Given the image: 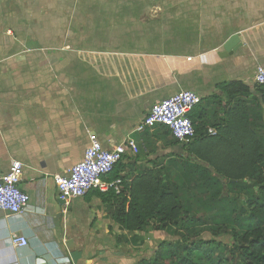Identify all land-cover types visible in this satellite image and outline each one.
Segmentation results:
<instances>
[{"label":"crops","instance_id":"crops-1","mask_svg":"<svg viewBox=\"0 0 264 264\" xmlns=\"http://www.w3.org/2000/svg\"><path fill=\"white\" fill-rule=\"evenodd\" d=\"M262 67L264 0H0V172L19 162L30 199L17 217L0 213V264L151 259L173 239L121 230L110 218L113 193L71 201L55 226L54 177L81 161L93 135L108 149L135 143L137 154L128 151L108 176L122 188L146 171L171 186L189 166L222 180L165 129L137 128L154 104L191 91L202 100L195 126L216 132L227 103L217 87L239 82L249 89L241 99L251 126L264 135L254 83ZM13 236L28 245L13 247Z\"/></svg>","mask_w":264,"mask_h":264},{"label":"trees","instance_id":"trees-1","mask_svg":"<svg viewBox=\"0 0 264 264\" xmlns=\"http://www.w3.org/2000/svg\"><path fill=\"white\" fill-rule=\"evenodd\" d=\"M217 89L227 99L223 124L210 136L195 126L194 117L190 115L196 136L183 147L195 161L208 165L222 180L210 178L208 170H199L196 166H189L185 173L206 181L202 185L205 191L212 193L220 203L228 200L222 192L243 191L248 188H238L239 184L251 183L259 194L247 197L245 208L240 212L244 217L241 226L245 230L232 233L235 244L230 249L211 240H199L201 233L186 227L195 224L187 217L188 210L179 199L178 189L172 190V185L163 183L158 173L146 171L130 184H123V192L110 211L111 220L128 232L147 229L167 232L172 226H184L187 232L179 231L178 241L161 243L151 259L138 264H264V135H259L251 126L247 104L241 99L247 95V87L231 82ZM255 90L261 97L258 105L264 106V85H255ZM237 195L235 193L234 197ZM154 223L156 225L151 226ZM216 235L217 232L213 234Z\"/></svg>","mask_w":264,"mask_h":264},{"label":"built area","instance_id":"built-area-1","mask_svg":"<svg viewBox=\"0 0 264 264\" xmlns=\"http://www.w3.org/2000/svg\"><path fill=\"white\" fill-rule=\"evenodd\" d=\"M254 83L264 85V67L255 71ZM200 103L201 98L191 91H181L162 99L145 114L137 131L163 127L175 141L188 144L196 136L189 117ZM208 134L215 135L216 132L209 130ZM128 151L133 155L138 152L132 139L108 149L93 135L90 136L81 161L73 165L66 175L54 177L58 199L66 206L73 200L84 198L89 192L120 195L123 192L121 182L110 181L108 176ZM21 177L22 165L19 162H12L6 173L0 172V213L5 218L21 215L30 201L29 195L20 188ZM10 242L15 248L28 245L27 239L22 236H13Z\"/></svg>","mask_w":264,"mask_h":264},{"label":"rangeland","instance_id":"rangeland-1","mask_svg":"<svg viewBox=\"0 0 264 264\" xmlns=\"http://www.w3.org/2000/svg\"><path fill=\"white\" fill-rule=\"evenodd\" d=\"M180 175L171 180L173 185L171 189H178L179 199L188 210L187 217L191 221H194V227H186L189 230L194 229L195 233L200 232L201 236L198 238L199 240H211L224 245L226 249L233 247L235 242L233 241L232 233H243L245 230L241 226L244 217L240 216V212L245 208L246 198L257 196L259 191L251 183L242 182L238 188L247 187L248 189L243 191L237 190L235 192L239 194L237 197H234L235 193L222 192L228 200L225 203H220L216 197H212V193L205 191V186L202 185L206 181H199L198 178L186 174L185 171L184 174ZM185 181L187 183H184ZM154 225L156 224L154 223L151 226ZM179 231L182 234H186L187 232L184 226H172L167 229L168 235L173 239L170 243L174 244L179 240ZM215 232H217V235L213 236Z\"/></svg>","mask_w":264,"mask_h":264},{"label":"water","instance_id":"water-1","mask_svg":"<svg viewBox=\"0 0 264 264\" xmlns=\"http://www.w3.org/2000/svg\"><path fill=\"white\" fill-rule=\"evenodd\" d=\"M230 46V45H229ZM239 47V45H238ZM234 49V48H233ZM225 51L228 53L230 52V49L228 47H225ZM192 142V141H191ZM189 144V143H188ZM183 146V145H182ZM64 207V202L61 200L56 201V216H55V226H59L62 217H63V211L62 208ZM69 236L66 234V243L65 247L68 251H72V241L68 238Z\"/></svg>","mask_w":264,"mask_h":264}]
</instances>
